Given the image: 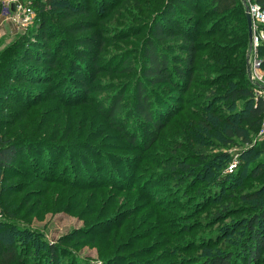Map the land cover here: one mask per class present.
I'll return each mask as SVG.
<instances>
[{
    "label": "trees",
    "instance_id": "obj_1",
    "mask_svg": "<svg viewBox=\"0 0 264 264\" xmlns=\"http://www.w3.org/2000/svg\"><path fill=\"white\" fill-rule=\"evenodd\" d=\"M130 1L139 7L143 1L146 9L142 12L149 18L136 66L124 56L102 58L111 40L106 24ZM226 1L32 0L34 24L22 29L12 44L0 51V264H62L65 254L66 264H83L71 251L82 245V239L96 245L100 264H264V183L260 185L264 159L255 160L264 151L257 145L239 153L236 169L230 174L227 167L214 172L222 166L220 158L225 161V153L198 151L181 158L174 151L158 163L166 168L163 177L171 178L184 198V203H179L184 213L149 216L151 228L164 238L159 245L163 249L142 246L122 253L123 245L112 236L120 226L113 223L117 217L95 218L99 212L93 216L94 205L88 201L86 209L77 213L78 194H72L105 185L100 161L104 166L109 162L120 165L113 176L122 177L114 178L110 171L105 175L112 177L107 183L128 190L134 174L145 171L141 164L146 156L119 154L110 158L101 151L105 141L94 143L96 136L106 138L102 128L98 135L93 132L90 138L70 142L75 123L66 121L69 115L63 120L66 108L91 106L108 129L116 132L113 138L146 153L153 149L166 122L185 111L187 92L201 74V86L207 91L201 96L205 104L199 110L210 119L200 121V127L213 129V120V125L223 128L224 145L234 143V138L250 142L249 135L256 133L264 117V99L255 95L247 75L249 41L244 5L242 0ZM247 1L264 9V0ZM169 12L165 23L157 21ZM258 51L264 69V46ZM101 74L133 75V95L125 93V85L115 89L111 82L101 83ZM161 85L185 98L172 105L165 100L172 95L160 97L159 89H149ZM102 92L106 95L101 101L90 99ZM239 102H244L242 109H236ZM10 104L16 107L8 110ZM221 111L226 115L221 117ZM124 114L138 118V132L124 130ZM80 126H86V121L78 123L75 130ZM89 166L95 171L92 174L84 172ZM62 189H69L66 200L57 199L54 212L72 211L84 225L55 242L41 241L40 234L22 223L40 216L42 199L58 195ZM237 201L250 204L233 205ZM204 203L208 205L199 209ZM212 204L217 205L211 208ZM205 208L207 218L196 217ZM240 210L243 217L221 223ZM216 224L220 225L194 236L200 226ZM99 228L101 232L95 236ZM92 232L95 235L85 237ZM126 236L130 240L133 235Z\"/></svg>",
    "mask_w": 264,
    "mask_h": 264
},
{
    "label": "rangeland",
    "instance_id": "obj_2",
    "mask_svg": "<svg viewBox=\"0 0 264 264\" xmlns=\"http://www.w3.org/2000/svg\"><path fill=\"white\" fill-rule=\"evenodd\" d=\"M28 1H30V3L32 2V0H27V2ZM213 2L216 3L217 0H213ZM226 2L230 3V0ZM242 3L244 5L245 13V7H248V5L253 2L242 0ZM142 4L143 5L139 7L138 5L130 1L128 4H126V6L117 10V12L107 22L106 35L110 36L111 40L107 44L105 53L102 56L104 60L112 57L118 58L120 56H124L129 59V63H132V65L134 66L137 65V63L139 62V49L144 42L143 39L146 32L145 24L146 22H149L148 13L142 12L144 11V9H146V5L144 6L143 1ZM219 4H224V1H220ZM31 11L33 12V14L30 17V25H33L35 22L34 20L36 17V13L32 7ZM169 15L170 12L168 14H163L160 16V18L157 19V21H159L160 23H165L169 18ZM137 30L141 31V34H136L135 31ZM18 34H20V31L17 28H14L13 26H9L8 28H6V31L2 35L0 34V51H3V49H5L7 46H10V44H12L16 40ZM123 34H126L127 37L121 38L123 37ZM169 43H171V41ZM167 53V55H171L170 51H168ZM247 56L248 55L246 54V62L248 63ZM249 70V75H247L251 82V88L253 89L257 97L264 98V69L260 65L255 69L249 67ZM201 77V74L197 76V83L193 84L191 89L187 92L186 98L188 102L186 104L185 111L181 112L178 117L171 118L166 122L165 129L162 131L160 138L152 145L153 149L146 153H142L140 149L129 148L126 142L113 138L116 132L108 129L105 122L95 114L91 106L85 105L71 109L66 108L63 110V117H65L63 120H66V116L69 115L66 121L75 123L74 131L69 137L70 142L85 138L86 136L90 138L91 136H93V132H95V135H98V129L102 128L105 131L104 136H106V138H103L102 136H99L98 138V136H96L98 140H94V143H98V141L100 143V140L105 141V143L107 144L103 146V149L101 151L108 154L109 157L119 154L136 158L146 156V158H144V162L141 164L142 167H145V171L142 174H139L138 172L134 174V183L131 182V184L128 186V190H121L122 187L116 189L114 186H112V184L107 183V181L112 177L105 176L106 173L110 175V173L112 172L111 174L113 176L114 171L117 170L120 165H111L112 162H109L108 166H104L100 161L98 163L102 165L100 166V171L104 178L103 181L106 182L105 185H97L95 186V188L87 189L85 191H76L74 193L72 192V194H78L79 198L75 200V203H79L77 207V213L82 211L83 209H86V202L88 201V203L94 205V213L92 215L95 216V213L99 212V216L95 218L103 219L110 216L113 218L117 217L118 220L112 222L115 223V225L118 224V226H120L117 228V230L113 231L112 236H114V238L116 239V243L123 245L121 246L123 247V250H121V252L124 254H128L130 251H133L135 247L142 246L163 249V246L159 245H161L162 241H164V238L159 236V230H153V228H151V224L150 222H148L149 216L160 213L163 217H166L169 215L174 216L175 213H184V210H180L179 205L180 202L181 204L184 203L182 193L180 191L178 192L179 189L175 190V187L173 186V184H171V178H167V176L163 177V173L166 172L162 171L163 169H165L166 171V168L158 164L159 162L164 161V159L166 160L169 156H171V153L176 151L174 153H176V155L180 157L182 156L181 158L187 156L188 153L198 151L213 155L214 153H225V161L223 160V158H220L222 160L220 161V164L222 166H220V168H215L214 170V172H219L220 169H223V167H227L229 163L235 158V156H239V153H244L248 149H251L254 145H257V147L259 146L261 151H264V135L259 134L262 127L261 125L259 126L256 133H252L249 135V143H245L238 138H234V143L230 145L223 144L226 138L223 132V128L221 125H213V120H210L213 129L204 130L200 127V125L198 124L200 123V121L206 118L210 119L209 115L199 110L202 104H205L201 96L204 97L205 92L207 91V88L201 86ZM99 78L101 83L111 82L112 84H114L115 89H119L120 86L125 85L127 86L125 93L129 95V97L133 95V75L123 74L107 76L106 74H101ZM149 89H159V92L161 94L160 97L172 95L170 98H165V100L167 102H171L172 105L177 102V99L185 98V96H176L175 93H169L166 85L150 86ZM105 95L106 93L103 92L92 94V98L90 99H92L93 102H98L101 101V99H103ZM217 104L218 103H214V105ZM92 105H94V103H92ZM7 106L8 110H10L15 108L16 104H10ZM243 107L244 102H239L236 109H242ZM225 113L226 112L221 111V117L225 116ZM126 116L127 115L124 114L122 117L126 118ZM71 117H73V120ZM85 121L86 126H80V128L84 127L82 128V130H80V128L75 130V127L78 126V123L83 124L85 123ZM262 122L264 123V117L262 119ZM139 123L140 122H138L137 117L128 116L126 120L121 122V125L122 127L124 126V130L131 128L134 130V132H138V127L140 126L138 125ZM78 131L80 134H78ZM147 134L148 137H150L151 131L147 132ZM73 149L77 150L79 148L73 147ZM242 155L243 157H245V154ZM259 159H264V153H261L255 158V160ZM251 162L252 161H250L249 163ZM84 172H89L90 174H92L95 171H93L91 166H89L88 169L85 168ZM158 172H161V174ZM67 177L70 179L71 174H68ZM113 177L121 178L122 176L115 175ZM124 183L126 184L129 182L125 181ZM263 183L264 181H262L260 185ZM132 186L133 188H130ZM139 187H141L142 190H139ZM184 187L187 190L189 189L186 185ZM67 191H69V189H62V192H60L58 195L55 194L53 197L46 196L44 199H42L41 208H43L44 210H40V216H34L30 220V222L26 221L24 222V224L22 223V225H26L25 227H27L34 234H40L41 241L49 243L57 241L59 236L66 235L72 231H76L82 228L84 225L83 220H80L76 213H73L72 211L54 212L55 201L57 199L65 201L68 194ZM214 193L216 192H213V194ZM233 203V205L237 206L250 204L249 202L240 201ZM207 205L208 204L206 203L202 205L200 204L199 209H202ZM216 205L217 204H212L211 208H215ZM205 211L206 208L203 210H199L196 214V217L201 216L205 218L206 215H208ZM243 215L244 213L240 210L238 215L237 213L231 215L227 220L221 223L229 224L231 220L240 219L241 217H243ZM1 218L2 217L0 211V219ZM219 225L220 224H216L209 227L200 226L199 228H197L198 230H196V234L193 232L187 236H193L194 234V236H196L198 233L206 234ZM19 227H21L20 224ZM105 227H109V224H107ZM100 232L101 230L99 228L96 232L97 235H95V232H92V234H87L85 237H91L93 235L99 236ZM128 233L133 235L131 239H133L134 242H137L136 244H131L133 243L130 241L131 239L129 240L126 238V235ZM85 241L86 239H82V245L80 247L78 246L71 249V251L74 253L76 261L83 264H100L101 258L97 254L96 245L85 243ZM118 251L119 250H117L116 252ZM67 259L68 255L65 254L62 257V264H66ZM239 261L244 263V260L242 258H239Z\"/></svg>",
    "mask_w": 264,
    "mask_h": 264
},
{
    "label": "built area",
    "instance_id": "obj_3",
    "mask_svg": "<svg viewBox=\"0 0 264 264\" xmlns=\"http://www.w3.org/2000/svg\"><path fill=\"white\" fill-rule=\"evenodd\" d=\"M29 4L30 2L19 3V0H3L0 14L4 19L10 20L17 29H25L30 25V17L33 14ZM248 13L251 19V40L246 54L249 67L255 69L261 65L258 50L264 46V9L256 3H250ZM261 126L259 134L264 135L263 122H261ZM237 163L238 156H235L227 166L226 172L232 173L236 169Z\"/></svg>",
    "mask_w": 264,
    "mask_h": 264
},
{
    "label": "crops",
    "instance_id": "obj_4",
    "mask_svg": "<svg viewBox=\"0 0 264 264\" xmlns=\"http://www.w3.org/2000/svg\"><path fill=\"white\" fill-rule=\"evenodd\" d=\"M2 1L3 0H0V7L2 5ZM27 0H19V3H26ZM1 9V8H0ZM13 9V8H12ZM14 10V9H13ZM9 26H13L14 28H16L10 20L8 19H4L1 14H0V34L2 35L5 31H6V28H8ZM19 31H21V29H18Z\"/></svg>",
    "mask_w": 264,
    "mask_h": 264
},
{
    "label": "water",
    "instance_id": "obj_5",
    "mask_svg": "<svg viewBox=\"0 0 264 264\" xmlns=\"http://www.w3.org/2000/svg\"><path fill=\"white\" fill-rule=\"evenodd\" d=\"M245 18H246V25H247V32H248V39L249 42L251 40V19H250V15L248 13V7H245ZM249 64L247 63V74L249 75Z\"/></svg>",
    "mask_w": 264,
    "mask_h": 264
}]
</instances>
